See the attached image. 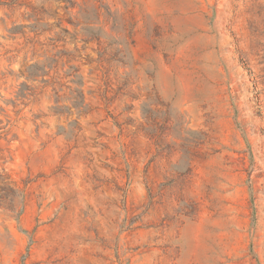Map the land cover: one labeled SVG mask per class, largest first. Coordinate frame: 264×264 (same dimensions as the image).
I'll return each mask as SVG.
<instances>
[{"label":"rangeland","instance_id":"374dc122","mask_svg":"<svg viewBox=\"0 0 264 264\" xmlns=\"http://www.w3.org/2000/svg\"><path fill=\"white\" fill-rule=\"evenodd\" d=\"M74 1L0 0V264H264V0Z\"/></svg>","mask_w":264,"mask_h":264},{"label":"trees","instance_id":"16d2710c","mask_svg":"<svg viewBox=\"0 0 264 264\" xmlns=\"http://www.w3.org/2000/svg\"><path fill=\"white\" fill-rule=\"evenodd\" d=\"M67 3V10L70 8H74L76 3L74 0H63ZM70 25L76 26L77 23L72 22V19L68 20ZM44 28V31L57 29L59 32L55 34V37L51 39L52 44H56L57 42H63L65 45L67 44V37L70 38V41H76V36L78 35L75 32H71L70 30L62 27L60 22H56L55 24H41ZM70 57L71 52L65 48V46L61 47V50L57 51V53L52 57L50 63L46 66L34 65L38 74L36 76L50 77L51 71L56 69L59 65L60 59L62 57ZM48 69V70H47ZM63 78L70 79V83L74 85L73 88H69L71 90V94L73 95V106L76 108L79 114L86 111L85 106V97L84 92L81 90V87L84 85V79L79 74V70L75 66H69L68 71H66L63 75ZM41 84L45 89L52 87L54 92V98L56 106L51 108V111L54 115H63L69 114L70 108L66 106H58L60 102L59 92L62 85L56 81L55 77L50 78V80H46L45 78L42 80ZM26 91H33L30 87L25 84L21 85L20 91L17 93V99H27ZM76 125V124H75ZM59 134L66 135V132L62 129L59 130ZM69 135V134H68ZM73 135V134H71ZM69 137V136H68ZM31 180H24L21 184L16 182L11 175L3 168L0 169V209L6 210L11 213H15L17 216H21L30 203V193H29V185Z\"/></svg>","mask_w":264,"mask_h":264}]
</instances>
